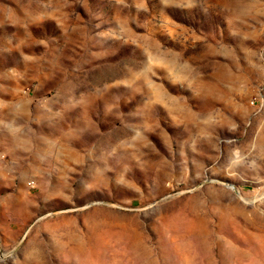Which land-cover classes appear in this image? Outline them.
<instances>
[{"label":"rangeland","instance_id":"374dc122","mask_svg":"<svg viewBox=\"0 0 264 264\" xmlns=\"http://www.w3.org/2000/svg\"><path fill=\"white\" fill-rule=\"evenodd\" d=\"M0 264H264V0H0Z\"/></svg>","mask_w":264,"mask_h":264}]
</instances>
